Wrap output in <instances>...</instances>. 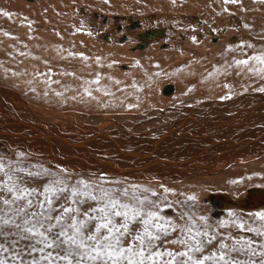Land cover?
Wrapping results in <instances>:
<instances>
[{"label": "bare ground", "instance_id": "bare-ground-1", "mask_svg": "<svg viewBox=\"0 0 264 264\" xmlns=\"http://www.w3.org/2000/svg\"><path fill=\"white\" fill-rule=\"evenodd\" d=\"M26 1H28V3L34 2L33 0H25V2ZM252 1L253 0H239V2L236 4H225L224 0H207L206 1V2H208L207 4L214 3L215 6L216 5L218 6V4H220L219 6L224 7L223 9H225V8L231 9V11H234V13L236 12L238 15L240 14V16L243 17L242 23H244V25L245 24L249 25V27L246 29L242 24V26H243L242 28L244 30L243 33H245V34L240 36V38H241V41L243 43L245 41V45H247L248 43H251L254 46L256 51H254L253 49H249L247 47H245L243 50L239 49L233 55L231 54V56H232V57L230 56L231 58L228 57V59H226V63L224 62L225 64H228L234 58L235 59H241V58L247 59L248 56L254 55V54H256V52H258L260 50H264V20H257L255 17H253V15H256V12H255V14L250 12V11L254 10L252 5L255 6V8H259L260 6L254 5L252 3ZM218 9H220V7ZM80 10H82V9H80ZM259 10L260 11L262 10L261 13L263 14L260 16H264V5H261V8H259ZM212 11L215 12V9H213ZM257 12H259V11H257ZM245 15H249V16H245ZM93 16L95 18L97 17V15H94V14H93ZM103 21L106 22V20H103ZM78 22H79V24H81V26L83 25V27L80 29L83 32H86V31L89 32L92 36V37L90 36L92 39L102 40V42L105 41L106 46L104 48H101L100 46L96 47L94 43L92 44V45H94V47L90 46V45L89 46L92 48L86 47L87 50L92 53L90 55L92 57L91 61L87 57L89 55L85 56L87 53L85 52L86 50L83 49V47L85 48L86 45L85 46H80V45L77 46V45L72 44L71 46H73L76 50L75 53H72L73 51L71 49H68V46H63L64 44L70 45L71 39L68 38V34H69L68 32H66V31L64 32L60 29L61 24L55 26L57 29L55 30V28H54L53 32H52V34H54V36L52 35L53 37L51 38V41L48 39L50 41V43H46L44 46H42L43 50L41 52L39 50L36 51V48H35L36 45L35 44L38 43L37 41L35 42L34 45H27L26 43H24L25 41H23V40H22L23 42L20 41V38L18 36L19 31H13L12 30L13 27L11 28L10 27L11 25L10 26L7 25L8 28L7 29L5 28L6 30H4V29L0 30V31H2V34H1L2 36L0 35V72L7 79H11L12 77H14V78H26L27 79V78H30L29 75L31 74V76H32L31 78H33L34 81H36V82L43 83L45 85L46 90H48V91L52 90V89H54V91L60 90V92H62V93H64L62 89L66 88V87H64V85H66V84L69 86L73 85V87H75L74 85L77 82L81 83V84H78V83L77 84L82 86L80 88H77L78 90H81V88L85 89L89 85H91V86H89V88H92L93 86L101 87L102 86L101 82H100L101 86H98L97 84H92L89 82L95 80L98 74H100L99 77H101L102 73H105V74L107 73L108 75L110 73L111 76L113 74L112 77H114V79H116V77L119 78L117 80V82H119V83L116 85V88L121 89L120 90L121 93H122V91H127V92H125V94L124 93H122V94L126 95V93L131 92L130 93L131 95L129 94L131 97H133V94L135 95V97H136V94H138L137 96H139V98H142L143 94H141V92L146 91V90H143L142 88H144V86L147 87V85H148L147 83H150L151 88L154 87L152 89H154L155 91H157L156 87H157V89L159 87V86L155 87V84L156 85L158 84V83H155V82H158L157 80L152 82V83H155L154 85L151 82H146V84L144 86L142 85L144 80L148 81V79L151 78L149 80V81H151L153 78V76H151V77L149 76V78L143 77L146 70L149 69V72H152L153 70H155V72L153 71L154 73H156V74H154L155 75L154 77L155 78L157 77L156 79H158V77L161 73L159 75H157V72L159 73L160 70L159 71H156V70L162 69L161 66H165L164 72L167 73V75H168L167 77H169L170 79H171V77L176 79V82L178 84V89L176 90V87L173 85H167L164 88H162L163 89L162 95L169 96L170 94H172L174 92V90H176V92H178V93L175 92L176 95L174 94V98L177 99L178 101L181 100L182 98H186L188 103H190V101L193 102V99H196V96L201 95V94L204 95L205 98H210V97L211 98H217L216 97L217 93L215 92L216 88L221 89V90L224 89V86H217L216 85L217 82L221 79H224V78L225 79L227 78V80L230 79V78H228V77H230V75H231V77L238 78L239 81L244 80L245 81V82L243 81L244 84L246 83L245 86H247V87L250 86L249 90L250 89L253 90L257 85H259L258 82L253 83L255 81H253L252 77L249 79H243L247 75H250V73L247 72L246 70H240V69H237L236 67L226 69V68H221L220 66H219L220 68L217 67L215 69V67H216L215 65H210V67H212V68L206 66L207 65L206 61L208 62V60H210L211 53H210V49L205 50L203 48L204 44H201L200 46L198 45V47H196L194 44H190L189 46L191 47V49L196 47L195 50L199 51V55H198V53L195 54L194 52H192L194 49L192 51H191V49H189L190 50L189 53H192L193 55H190L191 57L187 60H184L185 59L184 58L185 52L182 50L183 46L176 47V49H179V52L171 50V52H173V53H171L170 51L168 52V50H167L168 46L165 47L166 50L161 49L160 45L159 46L157 45V42L161 43L160 38H162L164 35L166 38V33H167L166 32L165 34H163L165 31L161 27H160L161 29H155L154 28V30H155L154 31V30H152V28H151V30L143 29L144 26L142 27L140 22H135V23L131 22L129 25H127V26L125 25L123 28H124V30L127 29V31L132 30V29H136V28L140 29L139 30L140 32H137V33L134 32L135 34L128 32L127 34L129 36H127V34L125 35L127 37V40H129V38L134 39L132 37L134 35L136 36V39H137L136 40L137 43L135 45H132V46L128 45L129 46L128 51H129V49H131L132 52L137 51V53L135 52V54L127 55L126 54L127 52L126 53L121 52V50L123 48L121 50H120V48H118L119 50H117V49H115V47H110V45L113 46V45L117 44V43L112 44V43L116 42V41L113 42L114 39H112L110 37L112 35V32H110L111 33V35H110L108 33V30H109L108 29L106 31L107 32L106 34H101V31H100L101 26H100L99 22L97 20H95L94 18H92L91 15L87 16L84 13L83 17L79 18ZM130 26H131V28H130ZM2 27L3 26L0 25V29H2ZM33 29H35V28H33ZM14 30H15V28H14ZM28 31H29V29H28ZM220 31L221 30H217L216 28L214 30V28L212 29V28L207 27V25H205V27L202 29H201V26H198L197 29L194 30V32H192V35H193V37H195V38H193L195 40L198 38L200 40V38L201 37L203 38V36L205 34L209 35L208 38H211V37L216 38L215 36L220 38V36H221ZM146 32H151V33H155V34L152 37H150L151 35H149L148 38H146V37H144V33H146ZM5 33L7 34L6 35L7 38L4 37ZM24 33L25 32L22 33L23 37L25 36ZM30 35L31 34H29V37H30ZM32 35H33V32H32ZM98 35H99V37H98ZM58 36L62 37V39L66 43L57 44L56 42H57ZM75 36H74V38H75ZM23 37H21V39ZM26 37H28V35ZM29 37L27 39L31 40L32 43H34L33 42L34 39L31 37L29 39ZM115 37H116V35H115ZM126 37L125 38L123 37L122 39H119L120 37H118L119 42L122 43L126 39ZM225 37H227V36H224L223 37L224 39L222 38L223 42L227 40V38H225ZM90 39H88V41L92 40V39L91 40ZM234 40L237 41L238 38H234ZM234 40H233V42H235ZM196 41H198V40H196ZM58 42L62 43L60 40H58ZM127 42H129V41H127ZM72 43H76V42H72ZM205 43H206V40H205ZM42 45H43V43H42ZM146 46H148V47H146ZM145 47H146V49H145ZM223 48H219V49H223ZM83 50H85V51L83 52ZM162 50H164L165 52H163ZM131 51H129V52L131 53ZM139 51H141V52H139ZM161 51H162V54H161ZM242 52L244 53V55L241 54ZM69 53L76 54V55L78 54L77 57L80 54H83L84 58L79 56V58H77V59H72L73 56L71 57V55H69ZM216 53H218V52L216 51ZM102 54H103V56L105 55V57L109 56V58L102 59V61H99V63H98L97 57H95V56H100ZM222 54H224V53H222ZM118 55H120L119 58L125 59V58H123V56H124V57L129 58V60L131 61L130 62V64H131L130 70L127 71V73L121 74L120 71L116 72L113 68V63L115 62L116 57ZM146 56H148L150 59H153V62L151 60V62H152L151 64L145 63L144 65H141L145 60H147V59L149 60V58H147ZM217 57H219V56H217ZM220 57H221V55H220ZM30 59L31 60L33 59L34 61L33 60L30 61ZM94 59H96V60H94ZM211 60H213V59H211ZM11 62H12V64H11ZM209 62H211V61H209ZM25 63H28V64H26L28 66V68H26V69L24 67L25 65L23 66V64H25ZM30 63H31V66H29ZM146 65H148L149 67L147 68ZM157 65H158V67H157ZM30 67H31V70H30ZM119 67L121 69L122 68L125 69L122 66H119ZM225 67H226V65H225ZM69 73H71V75H69ZM116 74H119V75L116 76ZM151 75H153V74H151ZM190 75H192L196 78L194 83H191L189 80H187V77ZM103 76H105V75L103 74ZM145 76H147V75H145ZM61 77L62 78L64 77L63 78L64 83H66V84L57 85L56 84L57 81H58V84H60L59 83L60 81L63 82V80L60 79ZM112 77H111V81H115V80H113ZM105 78H106V76H105ZM258 78H259V76H258ZM103 79H104V77H103ZM153 80H154V78H153ZM164 80H166V78ZM167 80H168V78H167ZM74 81L76 83H74ZM100 81H101V79H100ZM105 81L107 82L109 80H105ZM27 82H28V80H27ZM30 83L32 84V81ZM113 83H115V82H113ZM160 83H161V81L159 82V84ZM22 84H24V82ZM103 84H104V81H103ZM167 84H168V82H167ZM25 85H28V84L25 83ZM138 85H140L139 86L140 88H137ZM226 85H228V87H233L231 85H234V84H233V81H231V82L228 81V83H226ZM261 85H262V83H261ZM22 86L24 87V85H22ZM76 87H77V85H76ZM76 87H75V90H76ZM104 87H107V86H104ZM148 87H150V86L148 85ZM39 88H41V87L39 86ZM67 88H70V90H67V89L66 90L71 92L72 88L68 87V86H67ZM151 88H148V89H151ZM93 89L95 91V87H93ZM105 89H107V88H105ZM189 89H191V90L189 91ZM73 90H72V92H75V90L74 91ZM89 90H91V92L93 91L92 89H89ZM108 90H110V88H108L107 91ZM141 90H143V91H141ZM154 90H153V92H154ZM229 90H231V88ZM67 91L65 92V94L66 93L69 94L68 96L72 98L73 96H70L71 93H69ZM84 91H81V92L85 94ZM111 91H112V89H111ZM150 91H152V90H150ZM190 92H192L191 94H195V95L190 96L189 95ZM204 92H206V93H204ZM224 92L227 93L225 90H224ZM224 92H221L220 96H223ZM82 93H80V94H82ZM93 93H95V92H93ZM97 93H99V92H97ZM100 93H102V92H100ZM139 93L141 94V97H140ZM154 93H156V92H154ZM154 93H152V96L155 95ZM157 93L160 94V91H157ZM157 93H156V96H154L155 98L159 95V94L157 95ZM0 94H1V97H3L0 99V102L3 104L6 101L4 104L7 105V107L10 106V104L8 105L9 100H6V99H10V101H11V97L16 95V94H14V92H13V94H14L13 95L12 92L9 93V91L7 89H3L1 87H0ZM74 94H76V93H74ZM148 94H150L149 91H148ZM53 95H55V94L53 93ZM145 95L147 96V94H145ZM77 96H79V95H77ZM152 96H151V98H152ZM54 97H56V96H54ZM57 97H58V95H57ZM126 97H127V95H126ZM135 97H134V99H135ZM154 97L152 99L155 100ZM61 98L65 99L67 97H61ZM129 98L130 97H128L127 100ZM134 99L132 100L130 98L127 102L129 103V101H131L130 103H134V102L136 103L137 101H135V100H137V97L135 100ZM144 99L145 98L140 99V100H142V102H143ZM163 99L164 98H161V100H160V98H159V100L162 101L161 104L162 103L165 104V105L162 104V106H165L163 108H167L168 106H170L171 103H169L168 101L164 102ZM188 99H190V100H188ZM19 100H21V99H19ZM150 101L151 100L148 99V103ZM160 101L157 100L156 102L158 103ZM21 102H22V100L19 102L20 105H21ZM122 102H123V100H122ZM207 102L208 103L203 104L202 101L197 102V99H196V102L194 101V104L191 105V109L186 108L187 114L192 113V110H193V113L191 114L193 119L190 118L191 121L189 120L188 123H184L185 121H180V122L176 123L174 126H172L171 122H170V124L169 123L165 124V127H166V125H170L172 127L173 131L171 133H168V132L165 133L166 136H164L165 134H163V131H162V133L161 132L158 133V136L160 135L159 140H157V136H155L156 138L152 139V137L145 136L144 134L137 135L138 133L134 134L131 131L128 132L129 130L126 127V129L128 131L125 133L123 140H122V138H120L119 143H117L118 140L115 139V136L110 135L113 132H110V134L105 133L103 135L104 132L103 133H101V132L95 133L94 131L91 130V132H93V134L95 133L94 135L96 136L97 139L99 137L100 139L103 140V138H104L103 136H105L106 141H108L107 143L110 144V145L107 144V146H109V147L111 146V147H113V149L116 148L117 151H121L120 149H122V151L123 150L125 151V152H123V154L121 153V155H117V156H116V154L115 155L113 154L114 156L112 155L109 157L110 154H107V153L109 152L110 149L107 151L106 154H104V153L99 154L98 150L100 147H98V150H97V146H96L97 144H94V142H92L89 139V136H87L88 139L86 137L85 138L79 137L80 134L79 135L76 134L77 137H75V135L69 136L67 133H69L70 131H68V132L64 131V133H62L60 131H56L57 128L61 127V126L57 127L56 126L57 124H55V123H54L55 126H52L53 130L50 127H46V126H49L46 124V122L48 120L53 119L56 121V118H58L56 113L54 115L53 111L51 112V113H53L52 117H50V118L47 117V120L45 119L46 122H44L43 120H40L41 122H44V124H46V126L44 124H41L40 121L36 122L34 120V118L35 119L38 118V120H39V119H42L43 117L41 116L42 114L39 115L40 112L38 113V111H37L40 107L38 109H36L37 107H33V106H31V107L34 108V110L36 109V113L41 117L36 115L35 112H34V114H31L32 110H29L31 113H28V115H29L28 117L26 116L27 113H24L25 114L24 115L23 112H21V115L23 114V116H25V119L23 118V120H18V117L16 120H13V119H15V117L17 115L10 118V119L8 117L4 118L3 117L4 114L2 116H0V142L2 143L1 144L2 147L4 146V148H8L12 152L13 151H15L16 153L23 152L25 154L24 156H28L30 158H33V160L35 159V160L43 161V162L46 160L47 161L49 160L50 163L55 162V163L59 164L60 167L65 166V169H67L68 171H70L72 169V171H74V173H78V172L79 173H83V172H89V173L105 172L107 174L111 173L114 176L123 177V178L129 179V180H132V181L134 180L137 183H143L145 185H150L151 182L156 183L158 181L160 184H163L167 188L172 189L174 191V193L178 194V195L180 193H182L183 191L185 193H188L187 191H189L192 194H196V193L198 194L201 191L200 184L202 183L204 176H202V178H201L202 180H200V179L195 180V179H193L194 177L196 178L199 175H205L206 176V178H205L206 182H207V178L208 179L211 178L210 180L212 182H209V184H206V185L210 186V183L215 184V182H218V181H216L218 179L214 180L215 181L214 182L213 181L214 177L212 178V177H207V176H210V175L213 176V174L218 173V172L221 173V170H223V168L230 165L229 162H233L235 164H237L238 162H240V164L244 163V162L247 163V161H245V159L243 160L242 158H245V157L247 158L248 157L247 155H249V154L250 155H256L253 153L264 154V140H260L261 138L257 135V134L260 135V133L262 135H264V118H263V116L261 118V115H264V92H260L258 89H254V91H251L248 94L247 93L243 94L241 96L235 97V98L228 100L226 102H220V101H215V100H213V101L209 100ZM13 103H16V102H13ZM64 103H65V101H64ZM128 103H126V104H128ZM146 103H147V101H146ZM153 103H154V101H153ZM172 103L175 105H171V106H176V105L179 106V104H176L177 102L174 103V101H173ZM179 103H180V101H179ZM2 104H0V105L2 106ZM124 104H125V102H124ZM198 104H200V105H198ZM242 104L245 105L243 108H241ZM157 105H159V104H157ZM16 106L19 107V105H17V104H16ZM238 107H240L241 109ZM173 108L176 109L177 107L176 108L173 107ZM183 108H181V110L184 111ZM9 109H11V107H9ZM23 109H26V108L23 107ZM168 109H166V111ZM188 110L190 112H188ZM19 111H21V110H19ZM43 111H44V109H43ZM180 111H178V112L180 113ZM183 111L181 114L184 113ZM44 112H43V114H44ZM47 112L48 111H46V116H48ZM17 113L20 114V112H17ZM48 113H50V111ZM159 113H161V112H159ZM167 113H172V112H170L168 110ZM222 113L225 115H222ZM10 114H12V112H10ZM161 114H163V113H161ZM187 114L185 116H187ZM21 115H19V117H21ZM32 115H34L36 117L33 118ZM59 115H62V114L60 113ZM183 115L181 117L184 118ZM44 116H45V114H44ZM169 116H170V114H169ZM26 117H27V119H26ZM66 117H67V115H66ZM160 117H162V115ZM166 117H167V114H166ZM178 117H177V119H178ZM30 118H33V120ZM70 118H72V117H70ZM174 118H176V117H174ZM171 119H173V118H171ZM229 119H231V121H229ZM164 120H165V118H163V120L160 119V121H162V122ZM166 120H168V119H166ZM62 122H64V120ZM69 122H67V123H69ZM164 122H163V125H164ZM51 123H53V122H51ZM59 123H61V122H59ZM158 123H159V121H158ZM191 123H194V124L191 125ZM48 124H50V122ZM65 124H63V125H65ZM111 124H112V122H111ZM66 126H67V124H66ZM73 126L74 125H72V128L75 129ZM76 126H77V124H76ZM135 126H137V125H135ZM170 126H168L167 128H169ZM12 127H14V128H12ZM111 127H112V125H111ZM54 128L56 130H54ZM63 128H65V127L63 126ZM63 128H62V131L66 129V128L65 129H63ZM119 128H121V127L119 126ZM24 129H26V130H24ZM59 129L60 128H58V130ZM67 130H69V129H67ZM123 130L125 131V129H123ZM131 130H133V129H131ZM155 130H158V129L156 128ZM241 130H243L242 133H241ZM152 131L155 132L154 130H152ZM169 131H171V130H169ZM65 132H67V133H65ZM89 132L85 133V134L88 135ZM156 132H155V134H156ZM232 132H234V133L240 132V133L234 135V133H232ZM161 134H162V136H161ZM91 136H92V134H91ZM95 136H93V137H95ZM225 136H227V137H225ZM228 136L230 137V140H229ZM194 137L196 138V141H195ZM221 137L222 138L225 137V139H222ZM256 137H258V138H256ZM217 138H219V140ZM97 139H96V141L98 142ZM121 140H122V142H121ZM131 140H133L132 143L129 142ZM163 140L169 141L170 144H168V143L166 144V142H163ZM222 140H224V142ZM158 141H160V142H158ZM209 141L211 142L209 144L211 147H215V148L220 147L222 150L219 151V149L217 148L218 151L215 153L216 155L212 156L211 158L209 157L210 159H208V160L205 157H203L204 155L202 156L203 160H201L200 156H199V159L201 160L199 162L207 160L206 165H202L199 163L195 164L196 161L195 160H194L195 162L192 161L191 157H196L197 155H200V153H202V152L204 153L206 150L209 151V154H211V155L213 154V152L211 151L212 152L211 153L209 149H204V148H206V146L209 147V145H206L207 143L205 145L202 144V142H208L209 143ZM213 142H214V144L212 146L211 144ZM121 144H123V145L121 146ZM236 145H237V147H236L237 150L239 149L238 146L242 145L243 146V148L241 149L242 154L245 153V151H247V153H246L247 155L245 154V156H244V154H243V156H241L240 159L236 158V157H234L236 159H234L233 157H231V159H229V157H228V159H229L228 162L227 163L224 162V160H225L224 158L226 157L227 154L234 155V152L232 154L231 151H233V149H236V148H234ZM101 149H100V151H101ZM211 150H213V148H211ZM117 151L113 152V150H112L113 153H116ZM221 157H222V160L224 159L223 161L220 160ZM237 157H239V156H237ZM238 159H239V161H238ZM259 159H261V158H259ZM218 161H219V164L217 165ZM214 162L216 163L217 166H213ZM202 163H204V162H202ZM247 164H249V163H247ZM244 166H245V164H244ZM236 170H238V169H236ZM232 171H230L229 173H231ZM237 172H240V174L242 173V171H240V170L236 171L235 173H237ZM240 174H236V175H239V177H238L239 179H241ZM102 175H105V174L102 173ZM224 175H225V173L223 172V176ZM226 175H227V177H228V175H230V177L236 176L235 174H232V173L231 174L226 173ZM220 176H222V175H219L218 178ZM244 176L246 177L247 175H244ZM224 177H222V179ZM227 177H225V178H227ZM236 177H234V178L237 180L238 178H236ZM182 179H185V180H182ZM222 179H221V181L225 182L227 179H230V178L228 177L226 180L225 179L222 180ZM196 181H197V184L199 181L198 185L194 184ZM230 181H231V179H230ZM185 182H187V183H185ZM204 184H202V185L206 186ZM224 184H226V186L232 185V183L230 185L229 181H228V183H223V182L219 183V186L221 185V187H223ZM194 185H195V187H194ZM153 186H154V184H153ZM157 186L158 185H156V187ZM226 186H224L225 190H226V188H229ZM211 187H213V186L211 185ZM216 187H218V186H216ZM181 190H183V191H181ZM185 190H187V191H185ZM253 191H255V190H253ZM256 191H260V189L256 190ZM169 195H170V197H172L171 193ZM220 197H221V195H220ZM224 198L231 200V199H229L230 197H228V198L224 197ZM234 201H238V200L234 199ZM262 206L263 205H261L260 207H262ZM227 207H229L228 208L229 210L239 209L236 206H234L233 204H230L229 206H226L224 208L227 209ZM260 207H257V208H260ZM254 209H256V208H254ZM254 209L251 208V209H246V210L250 211V210H254Z\"/></svg>", "mask_w": 264, "mask_h": 264}, {"label": "rangeland", "instance_id": "rangeland-1", "mask_svg": "<svg viewBox=\"0 0 264 264\" xmlns=\"http://www.w3.org/2000/svg\"><path fill=\"white\" fill-rule=\"evenodd\" d=\"M33 1L34 2H29L28 3V1L25 2V0H0V2H1L0 3V12H8V13L12 14L10 17L0 15L1 16L0 17V20H1L0 21V23H1L0 25L3 26L2 29H0V30H3V29L6 30L8 28L7 25H9V26L11 25L10 27L11 28L13 27L12 28L13 31H19L18 32V36L20 38V41H22V40L25 41L24 43H26L27 45H34L35 42L37 41L38 43L35 44L36 45V47H35L36 51L39 50L41 52L43 50L42 46H44L46 43H50L51 38L54 36V34H52V32H53L54 28H55V30L57 29L55 26L61 24L60 25L61 26L60 29L62 31H64V32L65 31L68 32L69 33L68 34V38L71 39L70 40L71 41L70 45L64 44L63 46H68V49H71L73 51L72 53H75L76 50H75V48L73 46H71L72 44L73 45H77V46H79V45L80 46H85L86 45L85 48L83 47V49H85L86 51L83 50V52L85 51L87 53L85 56L89 55L87 57L90 59V61H91V58H92L90 55L92 53L89 52L87 50V48H92L90 46L94 47V45H92L93 43L95 44L96 47L100 46L101 48H104L106 45H105V41L102 42V40L92 39L91 38L92 36H91V34L89 35V32H87V31L83 32L80 29L82 27H81V24H79L78 20H79V18L83 17L84 13L87 16L91 15L92 18H94L95 20H97L99 22V24L101 26V30H100L101 34H106L107 33L106 31L108 29H109L108 33L110 35H111L110 32H112V35L110 37L112 39H114L113 42L116 41L115 43H112V44H116V43L117 44L113 45V46L110 45V47H115V49H117V50H119L118 48H120V50L123 48L121 50L122 53H126L127 52L126 53L127 55L135 54V52L137 53V51L132 52L131 49H129V51H131V53L128 51L129 46L135 45L137 43L136 36L135 35L132 36L134 39L129 38V40H127V37L125 35L128 32H130V33L140 32L139 31L140 29L136 28V29H132V30H128L127 31V29L124 30L123 27L125 25L126 26L129 25L131 22L132 23L133 22L134 23L135 22H140L142 27L144 26L143 29L151 30V28H152V30H154V28L155 29H161L162 28L165 31L163 34H165L167 32L166 33V38H165V35L162 38H160L161 43L157 42V45L158 46L160 45L161 49H165V50H166L165 47L168 46L167 47L168 48L167 49L168 52L169 51L171 52V50L179 52V49H176V47L183 46L182 50L185 52V55H184L185 59L184 60L189 59L191 57L190 55H193L192 53H189L190 52L189 49H191V47L189 46L190 44H194L196 47H198V45L200 46L201 44H204L203 48L205 50H209L210 49V53H211V55H210L211 58L209 57L210 60H208V62L206 61V64H207L206 66L210 67V65H215L216 66L215 69L217 67L218 68H220V67L221 68H226L225 67V65H227V64H225L226 63V59H228V57L231 58L232 57L231 54L233 55L237 50L240 49L239 47H237L242 42L240 36L245 34V33H243L244 30L242 28L244 26V23H242L243 17H241L240 14L238 15L236 12L234 13V11H231V9H228V11H224V9H223L224 7L219 6L220 4H218V6L217 5L215 6L214 3L207 4L208 3V2H206L207 0H197V1L196 0H175V2H173V0H107V3H105V0H33ZM252 3H253V1H252ZM253 4L256 5V6H260L259 8H261V5H264V4H259V3H253ZM219 7H220V9H218ZM252 7L254 8V10L250 11V12L254 13V14L256 12V15H253V17H255L257 20H264V16H260V15H263L261 13L262 10L260 11L259 8H255V6H253V5H252ZM212 8L215 9V12L212 11L213 10ZM80 9H82V10H80ZM257 11H259V12H257ZM93 14L97 15V17L95 18L93 16ZM245 16H249V15H245ZM103 20H106V22L103 21ZM242 24H243V26H242ZM205 25H207V27H209V28H212V29L214 28V30H215V28L217 30H221L220 31V34H221L220 38L217 37V36H215L216 38H214V37L208 38L209 35L205 34L203 36V38L202 37L200 38V40H199V38L196 39L198 41L193 39L195 37H193L192 32H194V30H196L198 26H201V29H202V28L205 27ZM14 28H15V30H14ZM33 28H35V29H33ZM28 29H29V31H28ZM23 32H25L24 33L25 34L24 37H23V34H22ZM32 32H33V35L35 37L32 35ZM1 34H2V31H0V35ZM29 34H31L30 37L34 39V40L32 39L34 43H32L31 40L27 39L29 37ZM27 35H28V37H26ZM115 35H116V37H115ZM74 36H75V38H74ZM127 36H129V35L127 34ZM224 36H227V37H225V38H227V40L223 42V39H224L223 37ZM4 37L7 38L6 33H5ZM21 37H23V38L21 39ZM30 37H29V39H30ZM98 37H99V35H98ZM118 37H120L119 39H122L123 37L124 38L126 37V39L121 43V42H119ZM87 38L88 39L91 38L92 40L90 39L91 41H88ZM234 38H238L239 41L238 40L235 41ZM204 39L206 40V43H205ZM58 40H60L62 43H59ZM233 40L235 42H233ZM127 41H129L130 43L127 42ZM72 42H76V43H72ZM42 43H43V45H42ZM56 43L57 44H63V43H66V42H64L62 37L58 36ZM244 44H245V41H244ZM229 45H231L233 47V49H236V50L231 51V52L230 51L229 52H225V49ZM146 47H148V46H146ZM146 47H145V49H146ZM196 47L193 48L194 50L191 49V51L193 50L192 52H194L195 54L198 53V55H199V51L195 50ZM219 48H223V49H219ZM162 51L165 52L164 50H162ZM162 51H161V54H162ZM216 51L218 53H216ZM139 52H141V51H139ZM221 52L224 53V54H222ZM171 53H173V52H171ZM77 55L76 54H72L71 55V57L73 56L72 59H77V58H79V56L84 58V56L79 55L77 57ZM220 55H221V57H220ZM119 56L120 55H118L116 57V60L113 63V68H114V70L116 72L120 71L121 74L127 73V71L130 70V66H131L130 62L131 61L127 57L123 56V58H125V59H122V58H119ZM217 56H219V57H217ZM95 57L99 58V59H97L98 63H99V61H102V59L109 58V56L105 57V55L103 56V54L100 55V56H95ZM146 57L149 58L148 56H146ZM211 59H213V60H211ZM32 60L30 59V61H32ZM94 60H96V59H94ZM151 60L153 62V59L149 58V60L148 59L145 60L141 65H144L145 63L146 64H151L152 63ZM209 61H211V62H209ZM11 64H12V62H11ZM26 64H28V63L23 64V66L25 65L24 66L25 69L28 68V66ZM29 66H31V63H30ZM119 66H122L125 69H123V68L121 69ZM146 67L148 68L149 66L146 65ZM161 67H162V69L156 70V71L160 70L159 74L161 73L159 75L158 79H156L157 77L156 78L154 77L155 76L154 74H156V73H154L155 70H153L154 72L153 71L149 72V69L146 70V72H145L143 77H148L149 78V76L150 77L153 76L154 80L152 78V80L149 81L151 78L150 79L147 78L148 81L144 80L145 83L143 82V84H142L144 86L146 84V82H151L152 83L155 80H157L158 82H155V83H158L157 85L155 83H152V84L153 85L155 84V87L159 86L158 89L156 87V90L160 91V94L157 93V91H155L154 89H152L154 87L151 88L150 83H147L150 86V87H148V85H147V87L151 88V89H148L146 86H144V88L141 87L143 90H146V91L141 90V91H143V92H141V94H143L142 98H139V96H137L138 94H136L137 100H135L136 97H135L134 94H133V97L130 96L131 95L130 91H129L130 93H126V95H127V97H126V95H124V94L127 91H122V93H124V94H122L121 91H120L121 89L116 88V85L119 83V82H117V80L119 78L116 77V79H114V77H112L113 76L112 73H111L112 76L110 75V73H109V75L115 81H111V77L107 73L106 74L102 73L101 74L102 78L100 77V79H101L100 82L102 83L101 84L102 86L100 85V83H99L98 86H101V87L93 86V87H95V91H94L93 87L89 88V86H91V85H89L87 87V89L88 90L92 89L93 91L91 92V90H89V92L91 94L87 95V94H84V93L81 92V91H84L86 88L85 89L81 88V90L77 89V88L82 87V86L78 85V84H81V83L77 82L78 83L77 84L74 81V83H76L74 86L76 87V85H77L76 90H75V87H73V85L69 86L66 83H64V79H63L64 77L60 78V79L63 80V82L62 81L59 82L60 84H58V81L56 82L57 85L66 84V85H64V87H66V88L62 89L64 93H62V92H60V90H55V91H54V89L49 90V91L46 90L45 89V85L43 83L36 82V81H34L33 78H31L32 77L31 74L29 75L30 78H27V79L26 78H14V77H12L11 79H7L0 72V87L3 88V89H7L9 91V93L12 92V94H13V92H14V94H16L15 96L17 97L16 98L15 96H12L11 97V101H10V99H6V100H9V103L8 102L7 103H8V105L10 104V106H8V107H7V105L4 104L6 101L3 104L0 102V104H2V106L0 105V114H1L0 116H2L4 114V116H3L4 118L8 117L10 119V118H12V117L17 115L15 117V119H13V120H16L17 117H18V120H23V118L25 119V116H23L24 113H27V115H26L27 117L29 116L28 113H31V112H32L31 114H34V112H35V114L38 115L36 113V109H38L40 107L37 111H38V113L40 112L39 115L42 114L41 116L43 118L38 120V118L37 119L34 118L36 116H34V115H32V116H33V118H34V120L36 122H39L40 120H43L44 122H46L47 117H49V118L52 117L53 113H51V112L53 111L54 115L56 113V115L58 116V118H56V121L53 120V119L48 120L51 125L48 124L49 123L48 121L46 122V124L49 125V126H46V124H44V122L40 121L41 124H44L46 127H50L53 130L52 126H55L54 125V123H55V124H57L56 125L57 127L58 126H61V127H58V128H60L59 130H58V128L56 130L55 129L56 127H55L54 130L60 131L62 133H64V131H67V132L70 131L69 133L65 132L69 136H72V135L74 136L75 135V137H77L76 134H78V135L80 134L79 137H83V138H85V137L87 138V136H89V139L92 142H94V144H97L96 145L97 146V150H98V147H100L99 150H98L99 154H101V153L102 154L103 153L106 154L107 151L110 149L109 152L107 153V154H110L109 155V157H110L113 154L114 155L116 154V156L117 155H121V153L123 154V152H125V151L124 150L122 151V149H120L122 152L121 151H117L116 148L113 149V147H111V146H110L111 147L110 148L109 146H107V144H109V143H107L108 141H106L105 136H103L104 137L103 140L100 139L99 137L97 139L96 136L94 135L95 133H97V132L103 133L104 132L103 133V135H104L105 133L110 134V132H113L110 135L115 136V139L118 140L117 143H119V139L120 138H122V140H123V137L125 136V133L128 130H129L128 132L131 131L134 134L138 133L137 135L144 134L145 136H150V137H152V139L156 138L155 136H157V140H159L160 135L158 136V133H160V132L162 133V131H163V134H165L167 132L171 133L173 131L172 127L170 125H166V127H165V124H168V123L170 124V122H171L172 126H174L176 123H178L180 121H185L184 123H188L189 120L191 121V119H193L192 115H191L193 113V110H192V113L187 114L186 108L191 109V105L194 104V101L196 102V99H197V102H201L202 101L203 104L208 103L207 101H209V100L210 101L215 100V101H220V102H226L228 100H231V99H233L235 97H238V96H241L243 94H246V93L248 94L251 91H254V89L264 88V79H261L260 77L258 78V76H256V75L250 74V75H247L245 78H243V79H249V78L252 77L253 81H255L253 83H257V82L259 83V85H257L256 87L254 86L255 88L253 90H251V89L249 90L250 86L249 87L245 86L246 83L244 84V82H245L244 80H243L244 82L243 81H239L238 78L231 77V75H230V77H228L230 79L227 80V78L226 79L224 78V79H221V80H219L217 82V84H216L217 86H224L223 90L216 88L215 92L217 93V96H216L217 98H211V97L210 98H205V96L202 95L199 92L201 95L196 96V99H193V102L190 101V103H188L186 98H182L181 100H179L180 101V103H179V101L174 98V94L176 95V93H178V92H176V90L178 89V84L176 82V79H174L170 75L169 76L171 77V79L173 78L172 80L169 77H167L168 76L167 73L164 72L165 66H161ZM210 68H212V67H210ZM30 70H31V67H30ZM103 74L106 76V78H105V76H103ZM151 74H153V75H151ZM117 75H119V74H116V76ZM145 75H147V76H145ZM103 77H104V79H103ZM165 78H166V80H164ZM167 78H168V80H167ZM20 80L21 81L23 80V81L21 82ZM27 80H28V82H27ZM105 80H109L111 83L109 81L106 82ZM187 80H189L191 83H194L196 78L194 76L190 75V76L187 77ZM29 81L30 82L32 81L33 85ZM103 81H104V84H103ZM160 81H161V83L159 84ZM228 81L229 82L233 81L234 85H231L233 87L225 88V85H226V83H228ZM23 82H24V84H22ZM113 82H115V83H113ZM167 82H168V84H167ZM25 83H27L28 85H25ZM261 83H262V85H261ZM22 85H24L25 88ZM103 85L107 86V87H104ZM167 85H173V86L176 87V90H174V92L172 94H170L171 96L170 95L169 96L162 95V90H163L162 88H164ZM39 86L41 88H39ZM67 86L71 87L72 90L74 89L75 92H72V90H71V92L67 91V90H70V88H67ZM139 86L140 85H138L137 88H140ZM97 88H100V90L97 91ZM105 88H107V89L110 88V90L107 91V89H105ZM230 88H231V90H229ZM111 89H112V91H111ZM65 90L67 92L71 93L70 96H73L74 98L73 97L72 98L69 97L68 96L69 94H67V93L65 94V92H66ZM104 90L107 91V93H108L107 95L104 94L105 93ZM150 90H152V91H150ZM153 90H154V92L157 93V95L159 94L156 98L154 97V96H156V93H154ZM224 90L227 93H225ZM148 91L150 92V94H148ZM93 92H95V93H93ZM97 92H99V93H97ZM100 92H102V93H100ZM221 92H224L223 96H220ZM53 93L55 95H53ZM56 93H59L58 97H57ZM74 93H76V94H74ZM80 93H82V94H80ZM152 93H154L155 95L152 96ZM191 93L192 92L189 93L190 96H194L195 95V94H191ZM204 93H206V92H204ZM141 94H140V97H141ZM145 94H147V96ZM77 95H79V96H77ZM54 96H56V97H54ZM151 96H152V98L154 97L155 100L152 99ZM229 96L231 98H223L222 99V97H229ZM61 97H67V98L69 97L70 99L69 98L68 99L67 98L63 99ZM128 97H130L132 100L135 97L134 100L137 101V102L135 103L133 101L134 103H130L131 101H129V103H128L127 101L130 99L129 98L127 100ZM1 98H3V97H1V94H0V99ZM18 98L22 100L21 105L19 103L21 100H19ZM143 98H145V99L142 102V100H140V99H143ZM159 98H160V100H161V98H164L163 99L164 102L168 101L169 103H171L170 106L171 105H175V104L172 103L173 101H174V103L177 102L176 104H179L180 107L177 106V105L176 106H171V107L167 105L168 106L167 108H163L165 106H162V104L163 105H165V104L164 103L161 104L162 101H160ZM148 99L151 100L149 103H148ZM122 100H123V102H122ZM157 100L160 101V102L157 103L156 102ZM188 100H190V99H188ZM64 101H65V103H64ZM146 101H147V103H146ZM153 101H154V103H153ZM13 102H16V103H13ZM124 102H125V104L128 103V104H126L127 106L124 104ZM16 104L19 105V107L16 106ZM157 104H159V105H157ZM244 104H242V107L241 106L240 107L243 108L245 106ZM187 105L188 106L190 105V106L188 107ZM198 105H200V104H198ZM31 106L37 107V108L34 110V108H32ZM9 107H11V109H9ZM23 107L26 108V109H23ZM173 107H175V108L177 107V108L174 109ZM240 107H238V108H240ZM181 108H183L184 111L181 110ZM43 109H44L45 112L43 111ZM166 109H168L172 113H167L168 110L166 111ZM19 110H21V111H19ZM29 110H32V111L30 112ZM46 111H48V112L50 111V113L47 112L48 116H46ZM178 111H180V113ZM182 111L185 113V114L183 113L184 115L181 114ZM10 112H12V114H10ZM17 112H20V114L17 113ZM21 112H23L22 115H21ZM43 112H44L45 116H44ZM159 112H161L163 114H161ZM188 112H190V111L188 110ZM60 113L62 115H59ZM18 114L21 115V117H19ZM166 114H167V117H166ZM169 114H170V116H169ZM186 114H187V116H185ZM66 115H67V117H66ZM161 115H162V117H160ZM182 115L184 116V118L181 117ZM222 115H225V114L222 113ZM41 116H39V117H41ZM262 116L264 118V115H261V118H262ZM27 117H26V119H27ZM70 117H72V118H70ZM174 117H176V118H174ZM177 117H178V119H177ZM33 118H30V119L33 120ZM163 118H165V120H164L165 122L163 121L164 125H163V122L160 121V119L163 120ZM171 118H173V119H171ZM166 119H168V120H166ZM57 120L59 122H61V123H59ZM63 120H64V122H62ZM66 121L67 122L70 121V122L67 123ZM158 121H159V123H158ZM229 121H231V119H229ZM51 122H53V123H51ZM111 122H112V124H111ZM65 123L67 124V126H66ZM63 124H65V125H63ZM76 124H77V126H76ZM192 124H194V123H191V125ZM72 125H74L73 127L75 129L72 128ZM111 125H112V127H111ZM135 125H137V126H135ZM63 126L66 129L63 128ZM119 126L121 128H119ZM168 126H170V127L167 128ZM126 127H127L128 130L126 129ZM12 128H14V127H12ZM62 128L65 129V130L62 131ZM156 128L158 130H155ZM67 129H69V130H67ZM123 129H125V131ZM131 129H133V130H131ZM151 129L154 130L155 132L157 131L156 134ZM24 130H26V129H24ZM91 130L94 131L95 133L93 134V132H91ZM169 130H171V131H169ZM88 132H89L88 135L85 134V133H88ZM242 132H243V130H241V133ZM232 133H234V132H232ZM238 133H240V132L234 133V135H236ZM91 134H92V136H91ZM257 135L261 138V139L259 138L260 140H264V138H263L264 135H262L261 133H260L261 136L259 134H257ZM93 136H95V137H93ZM161 136H162V134H161ZM164 136H166V134ZM225 137H227V136H225ZM225 137L224 138L221 137V138L225 139ZM256 138H258V137H256ZM96 139L98 140V142L96 141ZM194 139L196 141L195 137H194ZM217 139L219 140V138H217ZM122 140H121V142H122ZM229 140H230V137H229ZM222 141L224 142V140H222ZM129 142L132 143L133 140H131ZM158 142H160V141H158ZM163 142H166V144L167 143L170 144V142L167 141V140H163ZM210 143H211L210 141H209V143L208 142H202V144H204V145L205 144L209 145ZM1 144L2 143L0 142V158L3 159L4 163H7L8 161H12L14 164H18L20 167H24L27 170L33 171V172H39V171H41L42 169H45V168L49 169L51 171H58L60 168L65 169V166L60 167L59 164H57L55 162H51L50 163L49 160H48L49 162L47 160L43 162V161H38V160H35V159L33 160V158H30L28 156L18 157L17 153L15 151L12 152L8 148H4V146L2 147ZM213 144H214V142L211 145L213 146ZM122 145L123 144H121V146ZM241 146L240 145L238 146V148H239L238 149L239 151H238L237 148H236L237 147V145H236L234 147L236 149H233V151H231L232 154L234 152V155L227 154L226 157L224 158L225 160L223 159L224 162L227 163L228 160L231 159V157H233V158L236 157V158L240 159L241 156H243V154L245 156L247 151H245V153L242 154L241 149L243 148V146L242 147ZM211 148H213V150H211ZM217 148L219 149V151L222 150L220 147H217ZM217 148L211 147L210 145H209V147L206 146V148H204V149H209L210 152L211 151L213 152V154L212 155L209 154V151L206 150L204 153L202 152L203 154L200 153V155H197L196 157H191L192 161L195 160L196 161V162L194 161L195 164L199 163V164H202V165H206L207 164V160L210 159L212 156L216 155L215 153L218 151ZM100 149H101V151H100ZM112 150H113V152H115V151H117V152L113 153ZM253 154H256V155H250L249 154L250 155L249 156V155L246 154L248 157L247 158L246 157L242 158L243 160L245 159V161H247V163H249V164H247L246 162L241 163V164H240V162H238L237 164H235L233 162H229L230 165L225 167V168H223V170H221V173L218 172V173L213 174V176L212 175L207 176V177H212V178L214 177L215 179L213 178V181L218 179L216 181H218L219 183H221V182L228 183V181H229L230 185H231V183H230L231 181H237V183H232L231 186H226V184H224V186L229 187V188H226V190H225L224 186L223 187H221V185L219 186V183L215 182V181H214L215 184L210 183V186L206 185V184H209V182H212V181L210 180L211 178L210 179L207 178V182H206V179H205L206 176L205 175H199L198 177H196V178L194 177L193 178L195 180H198V179L202 180L201 178H202V176H204V179H205V180L203 179L204 182L203 181H202V183L200 182L201 183L200 184L201 191L198 194L197 193L194 194V195L197 196V201L195 202L194 207H195V210L199 213V215L208 216L211 220L215 221V220H218V219H221V218H226L227 212L228 211H233V212H236L237 214L243 216L245 219H248V214L249 213H254V212H257V211H264V205L262 207H260V208H256V209L250 210V211L249 210H242V209L229 210L228 209L229 207H227V209L226 208H218V207L214 206L211 203V201H210V197L211 196H217L218 197L220 195H221V197H226V198L230 197L229 199H231V200H234V199L235 200H241V199H244L248 195V193H250V191H253V190L256 191V190H259V189L260 190H264V154H262V153H260V154L259 153H253ZM199 156H200L201 160H203L202 156L205 157L207 160L202 161L204 163L199 162V161H201L199 159ZM237 156H239V157H237ZM228 157H229V159H228ZM236 158H234V159H236ZM259 158H261V159H259ZM239 159H238V161H239ZM220 160H222V157H221ZM214 164H213V166H217L219 164V161L217 162V165H216L215 162H214ZM244 164H245V166H244ZM33 166H35V167H33ZM236 169H238V170H236ZM239 170L242 171L241 174H240V172L235 173L236 171H239ZM230 171H232L231 173L235 174V175L236 174H240L241 179L238 178L239 175H236L237 177L236 176L230 177V175H228V177L231 179V181H230V179H227L228 177H227L226 173L231 174V173H229ZM68 172L73 173V176L71 177L72 180L78 179L80 177H83L85 180L97 179L100 176H103L108 181L119 180L121 182L135 183V184H138V185H143V186L152 188L154 190H157L158 194H162L161 185H163V184H160L158 181L156 183L151 182V184L152 183L154 184V186H153V184L152 185L151 184L150 185H145L143 183H137L134 180L132 181V180H129V179H126V178H123V177L114 176L113 174H111L109 172H108L109 174H107L105 172H101V173L100 172L99 173H89V172L74 173V171H72V169L70 171H68ZM223 172L226 175V176L225 175L224 176L227 177V178H225L223 176ZM102 173H104L105 175H102ZM76 174H79V175H76ZM219 175H222V176H220L221 178L220 177L218 178ZM244 175H247V176L245 177ZM222 177H224L223 179H225V180L227 179L228 181L227 180L225 182L221 181ZM234 177H236L238 179L236 180ZM26 179H27V183H28L29 187L37 188L38 190L45 183H47V177H45V176H37V177L26 178ZM182 180H185V179H182ZM185 183H187V182H185ZM155 184L158 185V186L156 187ZM194 184H197V181ZM198 184H199V181H198ZM202 184H204L206 186H203ZM211 185L213 187H211ZM118 186H123V185H118ZM216 186H218V187H216ZM194 187H195V185H194ZM181 191H183V190H181ZM185 191H187V190H185ZM187 192L189 194L185 193V192L183 193V195H181V193L179 195L174 193V194H172V197H170V195H169V199L172 200V201L185 200L188 195H192L191 192H189V191H187ZM85 207H87V205ZM163 214L166 215V216H170V217L174 218L177 223H180L179 217L176 215V213L173 210L168 209ZM227 231H230L232 233V235H234V236L238 234V230L235 229V228H230ZM175 235H176V233H173V236H175ZM248 236L251 239H257L255 236H253L251 234H248ZM170 238L171 237H169V239ZM162 246H163V244H162ZM166 247L168 249H171V250H179L178 246L172 245V244H167ZM214 247H215V244H213L209 249H207V251H211L212 248H214Z\"/></svg>", "mask_w": 264, "mask_h": 264}, {"label": "snow or ice", "instance_id": "snow-or-ice-1", "mask_svg": "<svg viewBox=\"0 0 264 264\" xmlns=\"http://www.w3.org/2000/svg\"><path fill=\"white\" fill-rule=\"evenodd\" d=\"M237 47L256 51L251 43ZM234 50L229 45L225 52ZM232 67L264 79V50L247 59L234 58L226 69ZM89 83L99 85V74ZM85 94H91L87 88ZM37 176L47 177L39 190L29 187L26 179ZM72 176L67 169L33 172L0 158V264H264V211L249 213L248 219L228 211L226 218L213 221L195 210L194 194L172 201L169 194L174 191L164 185L158 194L103 176L89 180ZM168 209L180 223L163 214ZM230 228L238 234L232 235ZM167 244L179 250L168 249Z\"/></svg>", "mask_w": 264, "mask_h": 264}, {"label": "water", "instance_id": "water-1", "mask_svg": "<svg viewBox=\"0 0 264 264\" xmlns=\"http://www.w3.org/2000/svg\"><path fill=\"white\" fill-rule=\"evenodd\" d=\"M153 34L154 33L146 32L144 33V37L148 38L149 35H151L150 37H152ZM210 201L213 203L214 206L218 208H224L226 206H229L230 204H233L234 206L242 210L251 208L254 209L260 207L261 205H264V190L251 191L244 199L238 201L228 200L220 196H211Z\"/></svg>", "mask_w": 264, "mask_h": 264}]
</instances>
